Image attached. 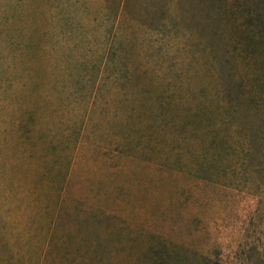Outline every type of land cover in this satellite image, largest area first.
<instances>
[{
  "label": "rangeland",
  "instance_id": "374dc122",
  "mask_svg": "<svg viewBox=\"0 0 264 264\" xmlns=\"http://www.w3.org/2000/svg\"><path fill=\"white\" fill-rule=\"evenodd\" d=\"M0 264H264V0H0Z\"/></svg>",
  "mask_w": 264,
  "mask_h": 264
},
{
  "label": "trees",
  "instance_id": "16d2710c",
  "mask_svg": "<svg viewBox=\"0 0 264 264\" xmlns=\"http://www.w3.org/2000/svg\"><path fill=\"white\" fill-rule=\"evenodd\" d=\"M238 130H239V128H238ZM233 131H237V129L236 130H233ZM246 143H247V145H249L248 141H246Z\"/></svg>",
  "mask_w": 264,
  "mask_h": 264
}]
</instances>
